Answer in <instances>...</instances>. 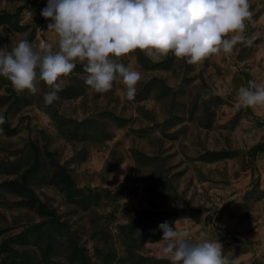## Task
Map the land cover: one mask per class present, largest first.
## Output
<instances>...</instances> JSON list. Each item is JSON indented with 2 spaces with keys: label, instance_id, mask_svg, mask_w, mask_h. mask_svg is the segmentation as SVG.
Instances as JSON below:
<instances>
[{
  "label": "rangeland",
  "instance_id": "374dc122",
  "mask_svg": "<svg viewBox=\"0 0 264 264\" xmlns=\"http://www.w3.org/2000/svg\"><path fill=\"white\" fill-rule=\"evenodd\" d=\"M26 1L0 0V11L15 13L23 6L16 16L22 27L0 23V48L11 51L34 34V48L48 43L57 51L58 36L48 30L54 21L41 15L48 0ZM250 4L254 23L247 24L244 35L251 46L237 43L231 54L198 64L171 53L153 61L139 50L121 58L141 74L131 101L120 79L108 92L97 93L85 84L86 74L74 73L62 78L59 99L45 106L50 89L44 82H38L40 91L33 95L15 91L0 77V114L5 117L0 184L21 180L38 157L43 166L35 172L38 177H30V187L69 225L94 264L107 243L124 256L122 226L131 220L188 206L195 210L165 222L187 232L185 238L193 243L219 241L224 255L237 264H264V106L246 108L236 101L240 86L251 80L264 84V0ZM68 85L80 88L79 95L63 93ZM51 108L78 120L93 117L107 135L69 139L52 119ZM55 163L65 166L77 186L109 188L114 199L77 208L50 183ZM41 220L21 196L0 186V244ZM162 235L160 230L155 241L140 244L138 253L167 258ZM111 264L134 263L125 258Z\"/></svg>",
  "mask_w": 264,
  "mask_h": 264
},
{
  "label": "clouds",
  "instance_id": "9594fccd",
  "mask_svg": "<svg viewBox=\"0 0 264 264\" xmlns=\"http://www.w3.org/2000/svg\"><path fill=\"white\" fill-rule=\"evenodd\" d=\"M41 15L54 21L48 30L57 34L58 50L48 43L34 48L27 40L11 51L0 48V76L15 91L33 95L40 91L38 82H44L50 89L45 106L59 99L62 78L77 62L84 65L87 86L106 93L120 79L131 101L141 74L125 67L121 58L139 50L153 61L171 53L189 64L202 63L231 54L237 43L251 46L244 33L254 23L250 0H48ZM236 101L246 108L264 106V84L251 80L240 86ZM4 123L0 114V125ZM159 228L171 264H237L224 255L219 241L193 243L185 238L187 232L167 222Z\"/></svg>",
  "mask_w": 264,
  "mask_h": 264
},
{
  "label": "trees",
  "instance_id": "16d2710c",
  "mask_svg": "<svg viewBox=\"0 0 264 264\" xmlns=\"http://www.w3.org/2000/svg\"><path fill=\"white\" fill-rule=\"evenodd\" d=\"M38 1L40 0H27L26 4L35 5ZM22 8L23 6H20L15 13L0 11V23L10 22L12 25H16L17 28L22 27L16 17ZM33 35L27 40L29 43L32 41ZM74 73L87 75L84 71V65L79 62H77L70 75ZM79 89L75 85H68L62 91L65 94L69 93L70 96H75L79 95ZM50 114L59 131L69 139L86 140L91 139L94 134L107 135L105 125L96 122L93 117L78 120L60 114L55 108L50 109ZM112 118L116 119L117 117ZM93 121L97 125L91 126ZM42 166L43 164H40L38 157H36L32 165L22 174L21 180L0 184V186H8V190L21 196L25 205L33 209L43 219L40 222L27 225L17 236L2 241L0 244V264H94L89 250L79 243L69 225L54 210L48 208L45 202L40 200L30 187V177H38L35 176L37 175L35 172L42 169ZM52 168V182L50 183L58 185L65 193L68 202L77 208L87 210L98 205L103 197L110 199L115 197V193L109 188L77 186L71 174L60 163L53 164ZM193 209L195 210L191 206H188V208H172L155 212L146 218L139 216L131 220L122 226L124 229L122 230L124 256H118L113 246L106 242L107 245L100 256V260L95 264H111L115 260L122 261L125 258L134 264H171L168 258H157L138 253L139 246L147 241L157 239L160 230L158 226L153 225L155 221H170L174 217L183 216L187 212L191 213ZM17 246L26 248L20 249ZM32 248L35 251H31ZM53 257L63 260H56Z\"/></svg>",
  "mask_w": 264,
  "mask_h": 264
}]
</instances>
